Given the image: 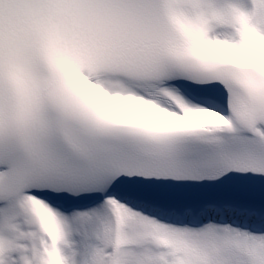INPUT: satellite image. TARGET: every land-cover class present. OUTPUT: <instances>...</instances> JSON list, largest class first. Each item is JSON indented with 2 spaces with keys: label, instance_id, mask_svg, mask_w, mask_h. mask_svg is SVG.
Here are the masks:
<instances>
[{
  "label": "snow or ice",
  "instance_id": "6c2138e0",
  "mask_svg": "<svg viewBox=\"0 0 264 264\" xmlns=\"http://www.w3.org/2000/svg\"><path fill=\"white\" fill-rule=\"evenodd\" d=\"M0 264H264V0H0Z\"/></svg>",
  "mask_w": 264,
  "mask_h": 264
},
{
  "label": "clouds",
  "instance_id": "9594fccd",
  "mask_svg": "<svg viewBox=\"0 0 264 264\" xmlns=\"http://www.w3.org/2000/svg\"><path fill=\"white\" fill-rule=\"evenodd\" d=\"M257 54L259 55V53L257 52Z\"/></svg>",
  "mask_w": 264,
  "mask_h": 264
}]
</instances>
